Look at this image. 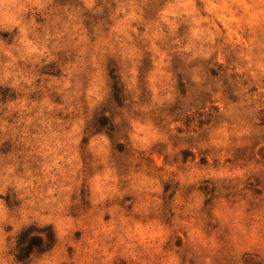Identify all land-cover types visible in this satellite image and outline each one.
Returning <instances> with one entry per match:
<instances>
[{
	"label": "rangeland",
	"instance_id": "374dc122",
	"mask_svg": "<svg viewBox=\"0 0 264 264\" xmlns=\"http://www.w3.org/2000/svg\"><path fill=\"white\" fill-rule=\"evenodd\" d=\"M262 89L264 0L0 6V264H264Z\"/></svg>",
	"mask_w": 264,
	"mask_h": 264
},
{
	"label": "trees",
	"instance_id": "16d2710c",
	"mask_svg": "<svg viewBox=\"0 0 264 264\" xmlns=\"http://www.w3.org/2000/svg\"><path fill=\"white\" fill-rule=\"evenodd\" d=\"M56 245V235L50 228H37L35 226L24 229L17 238V255L19 262L30 259L34 253L46 254Z\"/></svg>",
	"mask_w": 264,
	"mask_h": 264
},
{
	"label": "clouds",
	"instance_id": "9594fccd",
	"mask_svg": "<svg viewBox=\"0 0 264 264\" xmlns=\"http://www.w3.org/2000/svg\"><path fill=\"white\" fill-rule=\"evenodd\" d=\"M12 2H13V0H0V6H3L6 3H12ZM249 67H251V65H249ZM251 75L253 76V78L256 77L255 72H252ZM262 91H264V89H262ZM213 143L215 144L216 141H213ZM245 171H247V169H245ZM240 174L243 175V173H240ZM258 186H264V185H258ZM209 215L214 216L215 215V209H211L209 212ZM189 236L191 238L192 243L196 244V242H197V231L195 229H192L189 232ZM129 247H133V246L130 245ZM152 251H153V253H155L156 249L154 248ZM128 254L132 255V253H128ZM198 259L200 260V264H209V262H211V264H220V260H221V258L218 257L214 252H211L208 254H203V255L199 256ZM170 260L176 261L177 258L174 255L171 257H169L167 254L162 255L160 257V262H158V264H170ZM192 260H193V257L185 254L184 264H191ZM228 261H229V264H238V256H236L233 253V254L229 255Z\"/></svg>",
	"mask_w": 264,
	"mask_h": 264
}]
</instances>
